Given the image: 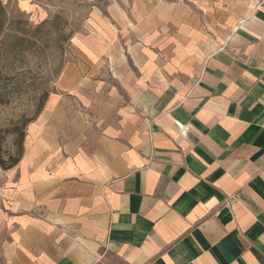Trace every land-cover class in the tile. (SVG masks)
<instances>
[{"label":"crops","instance_id":"obj_1","mask_svg":"<svg viewBox=\"0 0 264 264\" xmlns=\"http://www.w3.org/2000/svg\"><path fill=\"white\" fill-rule=\"evenodd\" d=\"M115 21L74 35L4 171L6 264H264V0L220 39Z\"/></svg>","mask_w":264,"mask_h":264},{"label":"rangeland","instance_id":"obj_2","mask_svg":"<svg viewBox=\"0 0 264 264\" xmlns=\"http://www.w3.org/2000/svg\"><path fill=\"white\" fill-rule=\"evenodd\" d=\"M258 0H0V147L8 164L25 150L28 125L47 98L59 91L62 73L77 61L72 39L91 33V17L115 18L128 32L153 13L184 15L214 38L229 19ZM89 31V32H88ZM125 31V30H124ZM127 33V32H125ZM126 44L132 37L126 34ZM23 139L21 140V136ZM0 167V264L11 239L13 209L2 196Z\"/></svg>","mask_w":264,"mask_h":264},{"label":"trees","instance_id":"obj_3","mask_svg":"<svg viewBox=\"0 0 264 264\" xmlns=\"http://www.w3.org/2000/svg\"><path fill=\"white\" fill-rule=\"evenodd\" d=\"M0 95H2L1 93H0ZM42 110V109H41ZM41 113V112H40ZM39 113V114H40ZM24 137H23V135L21 136V140L23 139ZM22 159V156L20 157V158H17V159H15L14 161H12V162H10L9 164L6 162V161H4L3 159H2V157H1V147H0V167H2L4 170H10V169H12V168H14L19 162H20V160Z\"/></svg>","mask_w":264,"mask_h":264}]
</instances>
